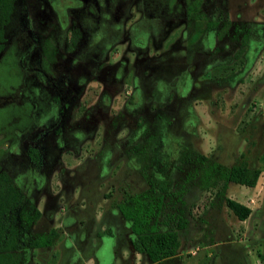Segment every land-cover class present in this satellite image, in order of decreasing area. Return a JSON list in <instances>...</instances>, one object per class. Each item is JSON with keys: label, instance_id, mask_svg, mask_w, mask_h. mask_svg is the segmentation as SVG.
<instances>
[{"label": "rangeland", "instance_id": "374dc122", "mask_svg": "<svg viewBox=\"0 0 264 264\" xmlns=\"http://www.w3.org/2000/svg\"><path fill=\"white\" fill-rule=\"evenodd\" d=\"M4 37L0 167L40 211L31 235L56 232L25 264H264V0H14ZM157 145L170 186L154 227L179 209L187 224L152 263L116 205L153 192ZM182 148L257 182L219 192Z\"/></svg>", "mask_w": 264, "mask_h": 264}, {"label": "trees", "instance_id": "16d2710c", "mask_svg": "<svg viewBox=\"0 0 264 264\" xmlns=\"http://www.w3.org/2000/svg\"><path fill=\"white\" fill-rule=\"evenodd\" d=\"M13 7L14 0H0V53L5 47L4 28L9 22ZM26 153L29 162L39 168L42 157L39 148L36 145L28 146ZM180 159L185 163L195 161L203 166L207 180L212 176L221 182L219 192L225 189L228 182L254 187L259 176L256 168L240 163L229 166L216 162L206 163L203 155H192L186 148H182ZM149 165L152 171L159 173L157 177L153 174L148 177L153 192L148 195L127 194L118 201L116 207L131 231V248L138 254H144L150 262L156 263L177 253L180 245L178 230L186 226L187 220L183 216V210L179 209L174 228L163 231L155 229L154 218L170 186L167 157L159 145L152 149ZM224 203L238 220H244L250 213L246 205L236 200L225 198ZM39 217L40 211L0 167V264H25L26 250L52 244L56 236L55 230L37 235L30 233L31 225Z\"/></svg>", "mask_w": 264, "mask_h": 264}, {"label": "crops", "instance_id": "0c3cea01", "mask_svg": "<svg viewBox=\"0 0 264 264\" xmlns=\"http://www.w3.org/2000/svg\"><path fill=\"white\" fill-rule=\"evenodd\" d=\"M79 257H81V256H79ZM81 259H83L82 257H81ZM84 261V260H83Z\"/></svg>", "mask_w": 264, "mask_h": 264}]
</instances>
